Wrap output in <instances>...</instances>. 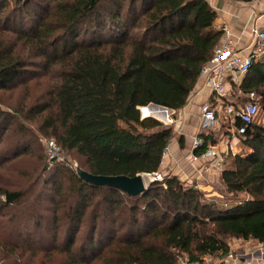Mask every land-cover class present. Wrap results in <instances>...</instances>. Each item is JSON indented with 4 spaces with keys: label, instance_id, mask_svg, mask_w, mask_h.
<instances>
[{
    "label": "trees",
    "instance_id": "16d2710c",
    "mask_svg": "<svg viewBox=\"0 0 264 264\" xmlns=\"http://www.w3.org/2000/svg\"><path fill=\"white\" fill-rule=\"evenodd\" d=\"M216 19L207 0H0V34L13 35L0 41V91L27 76L50 78L48 101H37L25 115L41 120L40 131L78 156L82 169L111 176L158 173L173 129L142 118L140 108L153 103L177 112L185 107L223 36L214 28ZM240 87L256 92L264 115V60L251 67ZM170 113L146 110L164 121ZM14 115L25 116L21 110ZM11 119L4 120L0 111V143ZM200 136L198 155L216 144L213 134ZM31 143L23 137L3 160L23 155ZM242 145L246 152L229 154L232 166L220 174L231 196L223 203L207 200L178 176L155 180L133 197L90 185L67 167L62 178L75 199L71 225L61 244L55 232L48 250L59 249L69 264H178L184 256L222 259L233 238L264 242V120L249 126ZM61 191L59 182L55 192ZM0 193L3 207L24 197L20 191ZM88 209L89 230L78 243L76 232ZM35 217L29 239L37 238L43 221ZM8 245L3 252L17 244Z\"/></svg>",
    "mask_w": 264,
    "mask_h": 264
},
{
    "label": "rangeland",
    "instance_id": "374dc122",
    "mask_svg": "<svg viewBox=\"0 0 264 264\" xmlns=\"http://www.w3.org/2000/svg\"><path fill=\"white\" fill-rule=\"evenodd\" d=\"M12 6L13 3L10 5V8ZM0 37V41L3 42L5 40H13V35H10V32L7 30H3ZM52 85L53 82L50 78L33 75L27 76L9 89L0 91V111L2 112V117L4 120L12 118V123L5 130L4 139L0 143V189L11 192L20 191L24 196L15 206L3 207L4 194L0 193V264H69L66 255L62 251H59V249H51L49 251L48 249L57 230L58 243L61 244L64 242L65 234L70 229L71 211L69 208L75 202V199L74 193L71 192V184L68 183L66 178H62V172L67 167L76 170V167H80L81 160L75 154L62 150L64 161L50 165L46 155L44 140L56 141V139L40 131L41 120L34 121L28 115H25L37 101H48ZM191 96L185 108L191 103ZM238 99L239 97H237ZM185 108L177 112L172 111L168 115L169 120L167 121L160 120L154 116L151 117L173 129L171 142H176L180 146V139L183 138L184 144L182 149L188 148L192 150L196 137L201 138L200 134L203 132L208 133V131H211V128H204L200 133L197 130L199 118L195 114L185 112ZM16 110L23 111L25 116L14 115ZM263 120L264 115L261 111L257 116V122L259 123ZM222 121L223 127L225 124ZM227 127L228 125L226 124L225 128ZM216 131V133H212L216 140L215 145L219 148L224 159L222 164L213 165L212 162L202 161V164L197 167L204 170L202 171V175L198 176L196 172L194 173L195 175L192 174L194 168L189 165L185 155L178 160L179 163L175 168H172V165L168 167L169 159L165 158L167 161L162 165L159 173L163 177L178 176L186 186L202 190L206 194L205 198L207 200L223 203L229 201V197H231L226 193L220 180L221 172L225 168L232 166V159H227L229 154H224L223 152L227 150V142L230 138L227 136L228 132L224 133L222 130ZM23 137L32 141L28 147H24V150L27 152L15 159L4 161L2 154L6 153L7 149H14ZM245 150L243 145L240 144L232 152L243 154L246 152ZM232 155L234 154L232 153ZM60 169H62L61 175L53 177L52 175ZM147 180H150V176H147ZM59 182L63 184V191L56 194L55 187ZM101 197L102 193H99L95 199L99 200ZM33 209L38 210V214L36 212L34 214ZM89 211L90 209H88L79 230L76 232L79 239L78 243L81 242L84 234L89 230ZM37 215H41L43 221L41 227L35 233L37 238L32 237V239H29L27 233L29 230L36 229L33 222L37 218L35 217ZM9 220L14 222L12 223ZM238 241L247 243L250 246L258 244L256 240L245 241L242 239L237 240V238L231 239L230 243ZM8 243L10 247H13V244L16 243V248L10 252H3L4 246Z\"/></svg>",
    "mask_w": 264,
    "mask_h": 264
},
{
    "label": "built area",
    "instance_id": "2783aa9c",
    "mask_svg": "<svg viewBox=\"0 0 264 264\" xmlns=\"http://www.w3.org/2000/svg\"><path fill=\"white\" fill-rule=\"evenodd\" d=\"M218 29L223 34V40L219 42L212 57L201 69L200 80L213 92L212 99L203 104L201 116L208 126L221 124V120H223V124H231L230 129L233 128L234 134L242 142L249 126L254 124L257 119L260 103L255 91L243 92L240 84L251 67L264 60V28L252 27L253 44L247 53L237 48L229 26L221 24ZM228 84L231 86V90L228 88ZM237 97H239L238 100ZM241 99L243 100L241 101ZM172 111L174 110L170 112ZM237 120L240 121V125L236 124ZM44 143L50 165L64 161L62 149L56 141L45 139ZM202 145L203 139L197 137L192 148L194 151L193 160L208 159L213 162V165L224 162L219 148L213 144H209L201 155L196 154V149ZM169 156L168 146L164 151V159ZM154 178L161 181L164 177L158 172ZM236 258V254L229 251L225 257L219 260L211 255L200 260L182 257L178 264H235Z\"/></svg>",
    "mask_w": 264,
    "mask_h": 264
},
{
    "label": "crops",
    "instance_id": "0c3cea01",
    "mask_svg": "<svg viewBox=\"0 0 264 264\" xmlns=\"http://www.w3.org/2000/svg\"><path fill=\"white\" fill-rule=\"evenodd\" d=\"M210 5L217 12V19L214 23V28L219 30V26L221 24H226L230 27L233 33V40L236 43V46L239 50L247 53L249 51L250 46L253 44V36H252V27L258 26L264 28V0H207ZM223 40L221 38L220 42ZM228 88L231 90V86L228 84ZM235 89V88H234ZM213 97V92L209 87H207L200 79L193 91L191 96V103L186 106L184 109L185 112L189 114H195L199 118V124L197 130L200 133L204 128H211V131L208 133L213 134L212 132H217L216 130H222L224 133L228 132V137L230 138L227 142L228 148L227 150H222L224 154H235L232 152L234 148L242 145L241 140L234 134V130L230 129L231 124H228V127L225 128V125L222 127V124H214V125H206L201 116V108L203 104L210 101ZM222 128V129H221ZM227 129V130H226ZM219 131V132H220ZM197 138V137H196ZM194 143V142H193ZM230 145V146H229ZM183 146H179L176 142H171L169 144L170 156L167 157L169 159V166L172 165V168L179 163L181 157L185 156L189 165L193 166V173H197L198 176L202 175V171L204 169H199L197 166L204 162H211L208 159H198L193 160V150H189L188 148L182 149ZM232 148V150H231ZM229 156V155H228ZM166 158V159H167ZM162 165L166 163V160ZM168 163V162H167ZM171 163V164H170ZM213 164V162H212ZM167 167V168H168ZM166 168V167H165ZM171 169V168H170ZM199 170V171H197ZM200 174V175H199ZM195 175V174H194ZM197 176V177H198ZM237 240H241L238 239ZM243 240V239H242ZM254 241L253 239H251ZM246 241V240H245ZM258 244L253 246L248 245L247 243L238 241L235 243H230V251H234L236 254L235 264H264V242L257 241Z\"/></svg>",
    "mask_w": 264,
    "mask_h": 264
},
{
    "label": "water",
    "instance_id": "95a60500",
    "mask_svg": "<svg viewBox=\"0 0 264 264\" xmlns=\"http://www.w3.org/2000/svg\"><path fill=\"white\" fill-rule=\"evenodd\" d=\"M162 108L171 111L170 108L165 106H160L157 104H149L148 106H143L140 108L142 118L151 117L150 115L146 114V110L148 108ZM76 173L79 177L87 182L90 185L97 186V187H110L116 188L129 196H139L148 191L149 185L155 181V176L157 173H139L134 177L127 176V175H95L86 170L82 169L81 167H76ZM146 176H151L152 179L150 181L147 180Z\"/></svg>",
    "mask_w": 264,
    "mask_h": 264
},
{
    "label": "bare ground",
    "instance_id": "6f19581e",
    "mask_svg": "<svg viewBox=\"0 0 264 264\" xmlns=\"http://www.w3.org/2000/svg\"><path fill=\"white\" fill-rule=\"evenodd\" d=\"M146 178H147V176H146ZM151 179H152V177L150 176V180H151ZM150 180H149V181H150Z\"/></svg>",
    "mask_w": 264,
    "mask_h": 264
}]
</instances>
